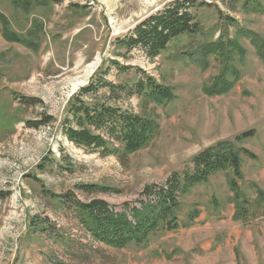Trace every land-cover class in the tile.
I'll return each mask as SVG.
<instances>
[{
    "label": "rangeland",
    "instance_id": "obj_1",
    "mask_svg": "<svg viewBox=\"0 0 264 264\" xmlns=\"http://www.w3.org/2000/svg\"><path fill=\"white\" fill-rule=\"evenodd\" d=\"M171 1L0 0V264H264V61L250 36L264 41V0H252L260 10L196 0L199 33L180 36L154 59L141 50L119 58L134 68L118 76L113 70L108 79L132 83L141 69L174 94L163 104L126 98L124 107L157 122L146 147L103 155L62 134L68 101L109 64L114 40ZM218 75L232 86L209 94ZM77 80L83 83L74 87ZM42 115L55 122L29 126ZM243 133L238 146L253 156L242 154L237 189L232 169L216 172L183 197L177 228L161 226L143 244L95 240L60 202L70 193L118 211L139 206L146 185L164 184L199 152ZM83 184L105 190L86 192ZM33 220L45 229L35 230Z\"/></svg>",
    "mask_w": 264,
    "mask_h": 264
},
{
    "label": "trees",
    "instance_id": "obj_2",
    "mask_svg": "<svg viewBox=\"0 0 264 264\" xmlns=\"http://www.w3.org/2000/svg\"><path fill=\"white\" fill-rule=\"evenodd\" d=\"M49 1L60 3L64 0ZM231 1L252 5L255 10L262 8L260 3L252 0ZM204 4L207 3L200 5ZM197 6L196 0H173L139 22L133 31L117 37L109 64L101 66L90 82L68 101L61 120L63 136L78 147L98 151L103 155L120 150L132 153L146 147L157 132L155 118L139 114L123 104L126 98L134 96L163 104L174 98L172 89L141 69V75L132 83L110 80L108 76L113 70L117 71V76L131 72L134 66L121 62L119 58H128L134 50H141L148 58L154 59L180 36L199 33L201 25L194 13ZM250 36L264 61V41L257 34L250 33ZM214 48L211 46L209 51ZM200 53L203 55L202 51ZM231 86L232 83L224 75H218L214 83L207 87V92L222 94ZM54 122L55 119L50 115H42L36 121H27L33 128ZM247 136V133H243L235 140L221 141L208 147L193 157L190 168L174 172L164 184L146 185L143 191L146 197L140 201L139 206L118 211L105 200L83 202L70 193L60 197V202L74 209L82 226L95 240L114 247H124L130 243L143 244L161 226L177 228V215L183 197L197 184L207 182L216 172L232 169L231 185L237 189V181L243 176L242 154L253 156L248 149L238 146ZM79 188L86 192L105 190L104 187L89 184L80 185ZM241 200L239 218L245 215L244 208L248 202L245 196ZM41 223L33 220V228L44 230ZM56 264L66 263L57 260Z\"/></svg>",
    "mask_w": 264,
    "mask_h": 264
},
{
    "label": "bare ground",
    "instance_id": "obj_3",
    "mask_svg": "<svg viewBox=\"0 0 264 264\" xmlns=\"http://www.w3.org/2000/svg\"><path fill=\"white\" fill-rule=\"evenodd\" d=\"M99 63H100V58H96V60L92 61L91 63L88 64L87 68H86V71H85V77H90L94 71L97 69V67L99 66ZM83 81L81 80H77V82L75 83L74 87L75 86H78L80 84H82Z\"/></svg>",
    "mask_w": 264,
    "mask_h": 264
}]
</instances>
